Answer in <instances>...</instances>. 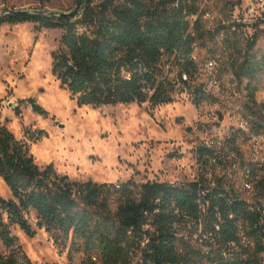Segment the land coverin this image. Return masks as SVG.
<instances>
[{
  "label": "trees",
  "instance_id": "1",
  "mask_svg": "<svg viewBox=\"0 0 264 264\" xmlns=\"http://www.w3.org/2000/svg\"><path fill=\"white\" fill-rule=\"evenodd\" d=\"M205 15L198 0H89L81 15L71 21L16 17L0 22H33L40 28L63 30L59 49L52 55V74L79 107L146 103L159 107L172 103L179 87L192 88L200 72L195 52L212 46L209 53L217 59L218 47L213 45L222 34V48L242 55L233 74L238 80H248V90L264 73V51L256 49V38L241 46L238 29L232 31L233 26L225 27L223 22L209 27ZM165 59L172 61L167 74ZM255 92L249 94L254 106ZM193 96L197 108L211 98L202 85L194 87ZM29 102L35 111L47 115L33 99ZM246 108L255 115L252 107ZM25 134L35 141L46 135L28 130ZM230 142L237 140L234 137ZM199 153L200 161L204 149ZM0 177L13 196L12 200L0 197V246L10 250L9 255L0 253V264H30L11 228L16 225L34 238L37 232L27 219L32 212L39 229L61 236L75 251L83 252L89 264H130L142 227L148 224L145 213L153 215L150 226L155 234L145 253L153 264H261L258 224L242 204L228 206L224 199L218 200L222 215L218 232L213 230L214 205L201 221L197 199L204 182L147 183L139 199L129 193V185L73 183L58 175L52 165L38 167L27 143L18 141L4 126H0ZM110 204L119 206L113 211ZM156 208L158 214H154ZM175 223L180 231L192 230L188 239L176 237ZM239 223L249 229L252 241L247 245L239 237ZM200 226L203 236L194 239Z\"/></svg>",
  "mask_w": 264,
  "mask_h": 264
},
{
  "label": "rangeland",
  "instance_id": "2",
  "mask_svg": "<svg viewBox=\"0 0 264 264\" xmlns=\"http://www.w3.org/2000/svg\"><path fill=\"white\" fill-rule=\"evenodd\" d=\"M198 1L209 27L216 28L219 22L233 26L232 31L238 29V37L243 38L241 46L254 37L256 49L264 51V0ZM77 5L76 0H0V15L10 11L58 15ZM62 34L61 28L48 30L33 22H0V126L27 143L41 169L52 165L58 175L73 183L129 185V193L139 199L144 184L187 185L199 179L202 145L235 137L244 153L248 152V135L264 133V73L248 90V80H238L233 74L242 55L222 48L223 34L213 45L218 47L217 59L209 53L212 46L194 54L199 70L213 62V71L199 72L192 88L177 87L172 103L99 109L79 107L52 74V55L59 49ZM171 62L165 59V74L171 71ZM198 85L211 98L197 108L193 89ZM254 90L256 106L249 96ZM29 99L47 115L35 111ZM246 107H252L255 115ZM27 130L46 135L35 141L25 134ZM0 197L13 199L1 177ZM110 205L113 211L119 206ZM27 219L37 232L34 238L16 225L11 232L30 264H89L87 256L61 236L39 229L36 213ZM0 253L9 255L10 250L0 246Z\"/></svg>",
  "mask_w": 264,
  "mask_h": 264
},
{
  "label": "built area",
  "instance_id": "3",
  "mask_svg": "<svg viewBox=\"0 0 264 264\" xmlns=\"http://www.w3.org/2000/svg\"><path fill=\"white\" fill-rule=\"evenodd\" d=\"M214 63L209 62L205 71H213ZM200 69V72L204 71ZM244 130V129H243ZM248 135V152L240 151L236 144L230 142V139L220 143L218 140L202 145L204 154L199 161L201 177L194 182H204V189L199 188L197 203L199 205L201 221L208 218V211L214 205L216 222L213 230L218 232L222 223V215L217 206L218 200L224 199L228 206L237 203L242 204L246 211L257 221V236L262 242V252L259 257L261 264H264V133H255ZM227 142V143H226ZM159 201L156 202L158 204ZM160 212L155 209L154 214ZM178 211H176L177 213ZM148 224L142 227L141 238L137 239V251L132 252V261L130 264H153L146 259L145 253L149 252V239L155 230L151 228L152 216L145 213ZM229 219H234L233 214H229ZM242 239V244H249L252 238L248 236L247 226L239 223L238 225ZM176 237L188 239L191 231H180L175 223ZM132 232H129V235ZM194 239L203 236V228L194 231ZM205 237V236H204ZM253 247V244L251 245ZM209 252V250H205ZM95 260V259H94ZM96 261V260H95Z\"/></svg>",
  "mask_w": 264,
  "mask_h": 264
},
{
  "label": "water",
  "instance_id": "4",
  "mask_svg": "<svg viewBox=\"0 0 264 264\" xmlns=\"http://www.w3.org/2000/svg\"><path fill=\"white\" fill-rule=\"evenodd\" d=\"M89 0H81L76 8L69 13L62 14H43L40 12H28V11H10L0 15V21L6 18H16V17H28V18H41V19H51V20H75L78 18L84 10V7L88 4Z\"/></svg>",
  "mask_w": 264,
  "mask_h": 264
}]
</instances>
